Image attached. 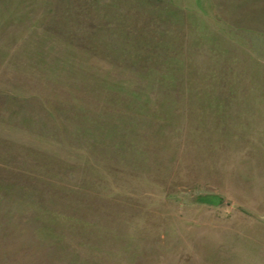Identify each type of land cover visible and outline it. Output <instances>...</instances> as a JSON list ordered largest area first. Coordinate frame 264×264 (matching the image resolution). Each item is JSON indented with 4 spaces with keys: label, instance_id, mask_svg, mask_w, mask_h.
<instances>
[{
    "label": "rangeland",
    "instance_id": "1",
    "mask_svg": "<svg viewBox=\"0 0 264 264\" xmlns=\"http://www.w3.org/2000/svg\"><path fill=\"white\" fill-rule=\"evenodd\" d=\"M0 264H264V0H0Z\"/></svg>",
    "mask_w": 264,
    "mask_h": 264
}]
</instances>
